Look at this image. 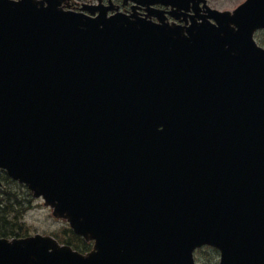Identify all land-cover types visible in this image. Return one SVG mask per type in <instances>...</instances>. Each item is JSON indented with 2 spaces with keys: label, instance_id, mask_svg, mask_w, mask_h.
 <instances>
[{
  "label": "water",
  "instance_id": "1",
  "mask_svg": "<svg viewBox=\"0 0 264 264\" xmlns=\"http://www.w3.org/2000/svg\"><path fill=\"white\" fill-rule=\"evenodd\" d=\"M0 0V168L92 240L0 264H264V0L190 25Z\"/></svg>",
  "mask_w": 264,
  "mask_h": 264
},
{
  "label": "flooded vegetation",
  "instance_id": "2",
  "mask_svg": "<svg viewBox=\"0 0 264 264\" xmlns=\"http://www.w3.org/2000/svg\"><path fill=\"white\" fill-rule=\"evenodd\" d=\"M59 6L66 10H71L75 12H82L85 14L92 15V12L99 13H110L120 11L123 13L134 12L140 15H144L145 13L155 12L159 13L160 10H163L164 14L167 15L169 11L174 12L173 14L178 19L185 22V20H189L190 17L188 14L192 12V4L195 8L200 7L198 13L204 12L203 1L202 0H164V1H172L173 3H178L182 6L187 5V9H176L173 10L174 7L164 6L158 2L157 0H58ZM152 1V2H150ZM208 1V0H207ZM153 3V4H152Z\"/></svg>",
  "mask_w": 264,
  "mask_h": 264
},
{
  "label": "trees",
  "instance_id": "3",
  "mask_svg": "<svg viewBox=\"0 0 264 264\" xmlns=\"http://www.w3.org/2000/svg\"><path fill=\"white\" fill-rule=\"evenodd\" d=\"M6 182L9 180L6 175L2 176ZM13 182V181H12ZM16 185L15 191L11 188L7 189L0 186V236H23L27 234L29 228L22 223L20 219L21 212L24 206V195L19 193V188L24 189L23 185L13 182ZM26 189V188H25ZM28 193V192H27ZM6 195V196H4ZM58 239L75 246L79 249H87L86 243L80 240L70 229H63L60 232L54 233ZM208 249V250H207ZM207 255L210 264L216 261V251L213 248H207Z\"/></svg>",
  "mask_w": 264,
  "mask_h": 264
},
{
  "label": "rangeland",
  "instance_id": "4",
  "mask_svg": "<svg viewBox=\"0 0 264 264\" xmlns=\"http://www.w3.org/2000/svg\"><path fill=\"white\" fill-rule=\"evenodd\" d=\"M241 0H210V4L217 9H232L237 2ZM258 38L264 40V32H259ZM15 191L16 185L11 184ZM24 188H19V193L24 195V206L20 215V219L28 226L32 233H54L56 229L64 228L65 221L55 218L51 215V209L43 205L41 198H32L29 192ZM6 196V195H4ZM205 261L209 262L206 258Z\"/></svg>",
  "mask_w": 264,
  "mask_h": 264
}]
</instances>
